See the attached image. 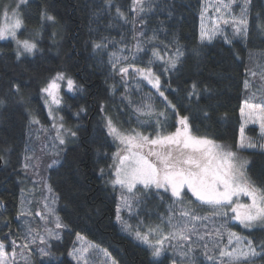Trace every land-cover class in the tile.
Masks as SVG:
<instances>
[{"label": "snow or ice", "instance_id": "1", "mask_svg": "<svg viewBox=\"0 0 264 264\" xmlns=\"http://www.w3.org/2000/svg\"><path fill=\"white\" fill-rule=\"evenodd\" d=\"M28 6L30 0L0 3L3 15L0 41L15 42L17 62L43 51L35 37L20 39L18 36L21 30H27L25 9ZM175 7L167 0L161 3L156 0H131V6L125 11L118 0H102L101 7L92 12L95 21L90 23L98 24L97 29L92 31H100L104 12L111 17L104 23L105 29L116 27L118 22L131 25L130 40L124 33H120V39L116 40L101 32L99 39L91 41V48L95 55L101 57L102 63L105 62L104 55H107L109 75L113 78L119 76L124 85L121 100L127 101V106L132 107L137 118V127H124L108 115L105 104L100 103V112L104 113L105 140L110 137L116 151L111 153V163L99 167L98 172L101 177H108L105 182L114 191L117 187L120 189L116 220L122 231L147 246L150 264H164V259H169V251L172 253L171 264H264V236L258 238L255 235L257 231L264 233V177L249 175L251 161L240 155L247 149L264 154V63L245 68L247 78L243 81V88L246 96L239 107L236 144L198 134L195 130L197 115L192 112L193 102L200 118L211 119L212 105L201 106L200 101L205 99V94L209 101L212 100L216 89L211 83L199 80L183 81L173 87L178 79L176 74L185 62L184 46L170 31L165 20H158L156 27L149 28V14L167 11V19H171ZM208 7H212L216 14L210 28L204 23ZM253 11V0L205 3L200 12V44L211 43L218 36L231 45L236 39L249 41L253 32L264 35V9L255 13L250 24ZM39 19L41 28L48 22L58 23L47 5L41 7ZM228 29H231L230 35ZM34 31L36 36L40 35L39 30ZM161 33L165 34V40L160 39ZM56 35V32L52 33L53 38ZM169 36L171 39H168ZM172 46L174 48L169 54ZM200 51L193 49L192 55L198 57ZM260 57L264 59V52L260 53ZM236 59H240L238 53ZM249 59H253L251 52ZM130 76L136 82L137 91L141 82L146 81L161 99L162 107L154 105L151 93L137 103L128 87ZM27 86V82L10 80L9 87L0 95V106H6L8 97L13 94L23 101V90ZM110 90L115 94L116 85H110ZM84 91V86L64 69H57L40 81V99L51 123L44 125L35 111L29 109L31 118L28 124L30 129L32 125H38L36 131L44 134L43 138L37 136V139L41 140L40 152L52 157L47 168L60 164L58 158L65 151L64 146L78 135L76 130L67 126L65 117L61 115L65 108H72L65 96L72 94L70 98H75L76 94ZM181 92L186 101L184 105L174 102L178 98L174 94ZM170 96L173 98L170 99ZM87 111L81 105L73 114L79 117ZM222 119H227V113ZM250 125L258 126V139L246 135V128ZM102 148L103 145L96 150L97 153L107 157V152L101 153ZM28 152L26 148L22 165L26 174L30 168L38 169L42 160L34 149L30 155ZM0 161L5 165L8 163L4 156H0ZM44 187L51 198L45 197L42 209L35 212L25 207L24 189H21L20 206L15 217L17 220L24 218L20 229L13 230L11 219L0 212V224L7 229L0 230V264H18V257L24 264H119L106 248L88 241L80 232L75 233V241L66 253L70 261L64 258L65 253L59 250L62 233L71 232V227L55 210L59 196L52 185L45 182ZM165 195L167 213L158 215V223L146 224L139 219L133 226L121 215V211L126 210L129 216L139 217L151 198L165 202ZM0 209L6 210L2 199ZM36 217L42 221L39 227L33 226ZM233 222L248 230L249 235L242 236L233 231Z\"/></svg>", "mask_w": 264, "mask_h": 264}, {"label": "trees", "instance_id": "2", "mask_svg": "<svg viewBox=\"0 0 264 264\" xmlns=\"http://www.w3.org/2000/svg\"><path fill=\"white\" fill-rule=\"evenodd\" d=\"M118 2L124 6L125 11L131 6V0ZM156 2L161 3L162 0ZM167 2L176 5L172 18L167 19V11L149 14L151 17L149 28L156 27L158 20H165L170 31L175 33L180 44L184 46L185 62L176 74L178 79L173 87L176 83L183 81L190 83L192 80L211 83L216 89L212 100L209 101L205 94V99L200 101L201 106L212 105L211 119L199 117L194 101L192 112L197 115L195 130L198 134H207L220 142L235 145L239 135V106L246 94L243 88L245 68L252 61L249 59L250 52L253 53V57L256 52H264V35L253 32L249 41L236 39L231 45L221 38H215L211 43L201 45L198 23L202 0ZM101 4L102 0H30V6L25 9L27 30H21L18 36L20 39L35 37L43 51L37 53L35 57H27L23 62H17L13 42L0 41V95L9 87L10 80L28 83L23 90V101L20 96L13 94L8 97L6 106H0V156H4L8 161L6 165L3 162L0 167V199L5 202L6 208L0 209V212L11 219L13 230L20 229L24 218L15 221L14 217L18 211L21 189L26 181L37 184L31 180L29 170L26 174L22 169L25 149L28 145H33L31 137L35 126H38L32 125L31 129L29 128L28 121L31 118L29 109L35 111L44 125L50 124L47 109L40 99V81L57 69L67 70L84 86L85 91L76 94L75 98H70L72 94L65 96L72 108H65L61 115L65 117L67 126L76 130L78 135L64 146L65 151L58 158L60 164L45 171V181L52 185L54 192L59 196L58 202L54 205L55 210L71 227V232L62 233L63 239L59 250L65 253L64 258L70 261L66 253L72 247L75 233L80 232L88 241L106 248L119 264H150L151 257L147 246L122 231L120 223L116 220L117 189L114 191L110 184H106L108 177H101L98 172L99 167L111 163V153L116 150L110 137L105 140L104 113L100 112V103L103 102L106 113L124 127H137L132 107L127 106V101L121 100L124 85L118 76L113 78L109 75L107 55H104L105 62L102 63L101 57L95 55L91 48V41L99 39L101 32L116 40L120 39V33H124L130 40L131 25L118 22L116 27L105 29L104 23L111 17L104 12L101 15L103 23L99 25L100 31H92L98 27L97 22L90 23L95 21L92 12L99 9ZM253 4L254 11L250 15V24L255 13L264 9V0H253ZM44 5H47L50 12L56 16L58 23L48 22L41 28L39 12ZM114 15L113 10L112 16ZM34 30H39L40 35L36 36ZM53 32L57 33L54 38ZM148 34H152L150 30ZM160 39L165 40L164 33L160 34ZM168 39H171V36ZM173 48L174 46L170 47L169 54ZM193 49L201 50L198 57L192 55ZM237 53L240 59H236ZM112 84L117 87L115 94L110 90ZM128 87L137 103L146 94L151 93L154 105L162 107L161 99L147 83L141 82L139 91L132 83ZM174 95L178 96L174 102L186 104L183 92ZM171 98L173 97L170 96ZM81 105L88 111L77 117L73 113ZM225 113L227 119H222ZM254 130L253 127L246 128L247 134L257 139L258 134ZM101 145H103L101 153L107 152V157L97 153L96 150L101 148ZM31 152L29 149L27 154L30 155ZM240 155L251 161L248 166L249 175L264 177V154L258 150L247 149L241 151ZM36 188H39V193L35 195V200L41 207V198L45 193L42 194L41 187ZM167 208L168 200L165 195V202L151 198L139 217L129 216L127 211H122L121 215L133 226L137 225L139 219H143L146 224H155L159 222L158 215L166 214ZM35 219L33 226H41L42 221L39 217ZM231 229L242 236L249 235L248 230L238 224L232 223ZM0 230L7 231L2 224ZM255 235L259 238L264 236V233L257 231ZM167 255L169 259L163 257L161 259H164V264H171V251ZM18 264H24V261H18Z\"/></svg>", "mask_w": 264, "mask_h": 264}, {"label": "rangeland", "instance_id": "3", "mask_svg": "<svg viewBox=\"0 0 264 264\" xmlns=\"http://www.w3.org/2000/svg\"><path fill=\"white\" fill-rule=\"evenodd\" d=\"M5 2H10V0H0V3H5ZM214 2H215V0H202V2H201L202 5H201V8H200V12H201V9H202V7L204 6L205 3L211 5ZM237 12H238V9H237ZM215 15L216 14L214 12V9L212 7H208V11L206 13V18H205V21H204V23L206 24L207 27L210 28L212 26L213 20L215 19ZM0 23H3V15H2V13H0ZM198 24H199V34L198 35L200 36L201 19H200V23H198ZM228 33H229V35L231 34V29H228ZM216 38H221V37L218 36ZM221 39H223V38H221ZM12 42H13L12 44H14V46L16 47L15 42L14 41H12ZM257 63H264V59H261V57H260V52H256L255 53V56L253 57V59L251 61V64L248 65L247 67H249V68L255 67V65ZM143 82L147 83L146 81H143ZM131 83L136 88V82L130 76L129 77V81H128V85H130ZM256 83H259V82L256 81ZM244 96H246V94ZM42 105H44V104H42ZM143 119H145V118H143ZM135 122H136V125H137V118H136V116H135ZM50 123H51V121H50ZM249 127H253L255 129L254 131L257 132L258 138H259V129H258V126H252V125H250ZM38 128H39V126H35L34 133H33V137H31V138H33V145L32 146H29V145L27 146V148L30 149L31 151L34 149L36 151V155L42 156V160L40 162L39 168L38 169H32V168L29 169V176L31 177V180H34L35 183H37V184L34 185L33 183H31L29 181H26L24 183V185H23V188H22V189H24L25 207L28 208L29 210H31L32 212H35L37 210H41L42 209V207H43L42 201L44 200L45 197L51 198V194L48 193L47 189L44 187V183L46 182L45 181V171L47 169L46 165L51 162L52 157L47 156V155H44L43 153L40 152L41 140H38L37 139V136H40L41 138H43L44 134L36 131ZM246 135L250 136L249 134H247V132H246ZM32 163H35V161H33ZM36 186L42 188L41 189L42 190V194L45 193V195L41 198V202H40V206L41 207L38 206L39 203H37L36 200H35V195L37 193H39V190H38L39 188H36ZM120 194H121L120 193V189L117 187V196L116 197L118 199V204L120 203ZM20 200H21V195H20V198H19L18 209H19V206H20ZM29 201H31V203H29ZM122 211H126V210H122ZM33 222H36V219H34ZM233 223L236 224V222H233ZM49 226H51V225H49ZM166 246H167V244H166ZM100 259H101V261L104 260V257L102 256V254H101ZM18 261H23V260H21L18 257Z\"/></svg>", "mask_w": 264, "mask_h": 264}, {"label": "water", "instance_id": "4", "mask_svg": "<svg viewBox=\"0 0 264 264\" xmlns=\"http://www.w3.org/2000/svg\"><path fill=\"white\" fill-rule=\"evenodd\" d=\"M3 164V161H0V167L2 166ZM16 217V216H15ZM14 217L15 221H16V218Z\"/></svg>", "mask_w": 264, "mask_h": 264}]
</instances>
